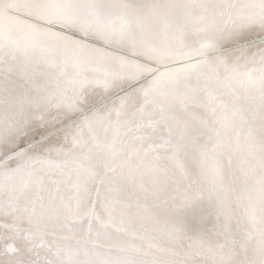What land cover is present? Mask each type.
<instances>
[{"label": "snow or ice", "instance_id": "1", "mask_svg": "<svg viewBox=\"0 0 264 264\" xmlns=\"http://www.w3.org/2000/svg\"><path fill=\"white\" fill-rule=\"evenodd\" d=\"M0 264H264V0H0Z\"/></svg>", "mask_w": 264, "mask_h": 264}]
</instances>
